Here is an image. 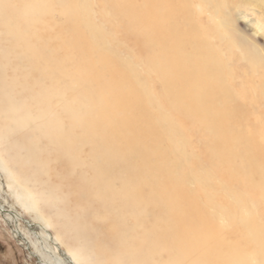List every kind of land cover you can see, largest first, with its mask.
<instances>
[{
	"label": "bare ground",
	"instance_id": "6f19581e",
	"mask_svg": "<svg viewBox=\"0 0 264 264\" xmlns=\"http://www.w3.org/2000/svg\"><path fill=\"white\" fill-rule=\"evenodd\" d=\"M122 1L125 10L118 0H100L107 8L101 18L108 25H113L111 16L119 20L140 52L156 45L155 58L147 60L164 96L172 99L167 107L206 127L207 114L217 110L219 93L211 81L218 76L202 70L204 62L183 72L172 57L179 48L174 12L188 21V4L143 1L156 10L159 27L153 43L140 31L143 13L131 0ZM68 2L56 15L47 0H0V131L20 136L14 145L23 153L17 161L27 175L19 182L23 191H12L14 199L34 213L38 201L48 196L33 193L31 186L51 192L66 186L68 194L58 204L72 202L86 212L69 224L79 246L61 249L40 216L26 220L2 201L0 217L39 264H225L216 249L205 253L202 247L213 220L202 215V202L174 179L171 159L182 156L183 141L176 138L173 121L154 111L155 98L132 68L96 54L104 49L105 33L92 20L91 0H82L81 6ZM167 3H174L170 12ZM232 7L244 18L264 3L236 0ZM0 175L13 179L1 157Z\"/></svg>",
	"mask_w": 264,
	"mask_h": 264
},
{
	"label": "rangeland",
	"instance_id": "374dc122",
	"mask_svg": "<svg viewBox=\"0 0 264 264\" xmlns=\"http://www.w3.org/2000/svg\"><path fill=\"white\" fill-rule=\"evenodd\" d=\"M47 1L56 15L69 6L68 0ZM75 1L82 5V0ZM143 1L131 0L136 10L143 13L140 31L142 29L147 39L155 43L159 27L156 10L144 5ZM235 1L182 0L175 4L186 2L189 18L184 22L179 13L174 12L172 27L179 48L172 57L183 72L190 71L191 65L204 62L202 70H213L218 76L211 81L219 93L215 98L217 110L213 116L207 114L210 123L206 127L167 107L172 99L164 96L165 89L147 60L148 56L155 58L156 45L148 53L146 50L140 52L119 20L111 16L113 26L101 18L107 11L105 4L91 0L90 10L94 13L92 20L105 33L104 49L100 48L96 54L132 68L155 98L154 111L165 113L173 121L176 138L183 141L182 156L172 158L171 165L175 167L174 179L178 185L202 202H199L202 215L214 222V229L202 242L204 252L216 249L220 261L225 264H264V8H254L244 18H238L232 9ZM117 4L119 9L125 10V2L118 0ZM166 5L170 12L174 3ZM84 26L82 23L81 31ZM165 28L170 27L166 24ZM171 54L170 49L166 50L167 56ZM175 85L181 87L179 81ZM1 131L0 157L13 179L0 175V201L15 207L26 220L40 216L42 222H47L46 231L56 237L61 249L75 251L79 244L73 241L74 231L69 224L76 214L84 217L86 212L72 202L65 206L58 204L59 199L68 194L64 185L56 192L31 186L33 193L39 191L37 194L48 197L38 201L34 213L26 212L12 193L13 190L23 191L19 182L27 175L17 161L23 153L14 145L20 136ZM150 161L154 162V158ZM10 228L0 217V264H39L17 244Z\"/></svg>",
	"mask_w": 264,
	"mask_h": 264
}]
</instances>
